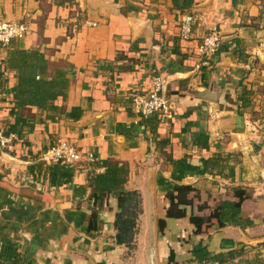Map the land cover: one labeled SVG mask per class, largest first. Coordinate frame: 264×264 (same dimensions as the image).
Returning <instances> with one entry per match:
<instances>
[{
	"label": "crops",
	"instance_id": "crops-1",
	"mask_svg": "<svg viewBox=\"0 0 264 264\" xmlns=\"http://www.w3.org/2000/svg\"><path fill=\"white\" fill-rule=\"evenodd\" d=\"M185 15L193 18L187 40L179 37ZM0 19L26 24L27 35L11 42L41 53L48 78L58 68L72 72L65 97L55 103L81 113L48 120L32 107L19 111L34 127L24 133L26 144L0 149V235L32 253L36 264H182L198 242L224 258L211 263L245 264L255 255L264 242V0H192L182 11L172 0H0ZM208 33L227 49H217L203 65L198 46ZM6 57L7 45L0 46V125L15 120L9 99L17 78ZM157 74L166 83L171 116L157 126V138L138 126L130 139L116 124H136L131 96L150 89ZM197 131L208 134V148H187ZM163 138L170 142L161 147L156 139ZM56 139L72 143L83 158L73 180L61 186L30 170ZM87 153L129 170L123 188L140 198L132 247L115 243L114 194L96 206L100 226L93 237L65 218L77 208L91 212L89 178L103 167L87 166ZM166 153L193 165L217 153L227 157L213 173H185L180 183L194 188L193 205L185 217L166 218L160 231L157 220L165 217L168 200L157 178L173 176ZM238 185L249 189L241 210L251 224L193 234L190 214L234 199L231 187ZM201 203L208 208L198 211Z\"/></svg>",
	"mask_w": 264,
	"mask_h": 264
},
{
	"label": "trees",
	"instance_id": "trees-1",
	"mask_svg": "<svg viewBox=\"0 0 264 264\" xmlns=\"http://www.w3.org/2000/svg\"><path fill=\"white\" fill-rule=\"evenodd\" d=\"M63 0H58L61 3ZM175 8L182 11L188 8L192 0H172ZM180 37V35H179ZM181 38V37H180ZM182 39V38H181ZM189 39V38H188ZM187 40V39H186ZM2 47V45L0 44ZM217 49H227L225 44H219ZM216 49V50H217ZM6 65L9 69L16 73L17 83L12 88V100L10 102V113L14 115L13 122H4L0 125L4 134H14L15 139L11 142V147L8 152H13L17 146L26 144L24 133L32 130L34 122L28 121L19 116V111L24 107L35 108L36 111L46 112V119L53 120L57 116L65 115L67 118L77 119L81 113L79 107H72L69 112L56 105L55 100L58 97L64 98L68 88V70L58 68L55 75L51 78L47 77V61L35 49L25 50L10 42L7 45ZM151 91L148 89L145 92L137 93L131 96L132 101L137 95H146ZM172 112V110H171ZM136 124L125 125L122 123L116 124L119 132L125 134L126 137L132 139L133 133L138 126L148 127L157 138V126L164 122L161 114L155 112L149 115H144L136 112ZM61 140V139H58ZM52 140L45 148H43L38 157L39 161L31 165L30 170L34 175H39L42 179H47L51 186H61L62 184L70 183L76 171L81 168V161L75 164H67L65 162L45 163L40 157L41 154L48 148L52 147L58 141ZM191 147L208 148L209 139L208 134L203 131L194 132L190 139ZM161 147L167 146L170 142L169 138L156 139ZM166 159L172 164L173 176L172 180L158 176L157 185L168 200V205L165 209V217L157 220L158 230L165 227L166 218H182L186 216V207L193 205V198L190 193L194 188L190 185L182 184L180 181L186 172L195 171L202 175L205 173H213L215 165H219L225 161L227 156L220 153L214 154L210 157H201L199 165L190 163L186 156L180 158H173L170 153L165 154ZM87 166H92V169L102 166V171H91L89 178L91 193L88 197L91 205V212L87 215L81 209L68 211L65 218L72 223L76 228L82 231L87 236L93 237L99 231L100 218L97 207L102 203L105 196L114 194L117 199L118 211L114 215L113 227L115 229V243L124 244L132 247L134 236L136 233L137 220L140 213V198L139 194L134 190H125L124 184L128 180L129 170L126 165L117 162L103 160L101 162L96 160L93 155V160H87ZM221 175V172L218 173ZM41 179V180H42ZM234 199H222L216 205L209 208L206 214L191 213L189 221L193 226V234H203L213 228H219L226 225H238L244 227L250 225L251 221L244 217L241 210L242 202L250 196L248 187L241 185L231 187ZM208 208L201 203L197 206L198 211H203ZM261 248L264 247V242L261 243ZM260 249L254 256L249 258L245 264H264V254ZM233 252L230 254L232 255ZM191 259L182 264H206L212 260H224L218 256H212L205 245L198 242L193 245L191 249ZM171 257V256H170ZM0 264H36L32 253L19 248V245L10 240L6 236L0 235ZM98 264H108L99 262ZM112 264V263H111Z\"/></svg>",
	"mask_w": 264,
	"mask_h": 264
},
{
	"label": "built area",
	"instance_id": "built-area-1",
	"mask_svg": "<svg viewBox=\"0 0 264 264\" xmlns=\"http://www.w3.org/2000/svg\"><path fill=\"white\" fill-rule=\"evenodd\" d=\"M193 18L191 15L183 16L180 23V37L188 39L192 29ZM28 33V28L24 22L8 21L0 19V44L8 45L13 40L23 39ZM220 38L215 33H208L203 36L198 46L200 55V63L203 65L209 64L208 56L216 51L220 44ZM133 106L136 112L144 115L152 113L161 114L162 118L171 116V104L166 96V83L163 77L159 74L154 75L151 79V91L146 95H137L133 99ZM15 139V135L4 134L0 128V149L8 151L11 147V142ZM40 159L45 163L65 162L67 164H75L81 161V155L78 149L70 142L58 140L55 145L48 148L41 154ZM87 160H93V154L87 153ZM206 264H216L208 262Z\"/></svg>",
	"mask_w": 264,
	"mask_h": 264
}]
</instances>
